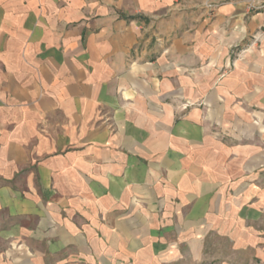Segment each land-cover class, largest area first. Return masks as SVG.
<instances>
[{"label": "crops", "instance_id": "obj_1", "mask_svg": "<svg viewBox=\"0 0 264 264\" xmlns=\"http://www.w3.org/2000/svg\"><path fill=\"white\" fill-rule=\"evenodd\" d=\"M215 3L0 0V245L36 217L65 247L66 212L98 197L209 213L211 168L263 163L264 7ZM207 119L248 143L225 158Z\"/></svg>", "mask_w": 264, "mask_h": 264}, {"label": "rangeland", "instance_id": "obj_2", "mask_svg": "<svg viewBox=\"0 0 264 264\" xmlns=\"http://www.w3.org/2000/svg\"><path fill=\"white\" fill-rule=\"evenodd\" d=\"M207 121L210 143L224 144L225 158H233L236 144L248 143L236 139L233 119L225 132H218V121ZM259 139L254 143L264 147ZM213 145L210 156L217 153ZM257 155L263 163L252 173L232 162L211 168L209 213L200 198L182 204L177 197H147L127 207L98 197L66 212L65 247L58 245L62 231L53 223L40 231L36 217L1 231L0 264H264V149ZM43 201L50 208L59 202Z\"/></svg>", "mask_w": 264, "mask_h": 264}, {"label": "built area", "instance_id": "obj_3", "mask_svg": "<svg viewBox=\"0 0 264 264\" xmlns=\"http://www.w3.org/2000/svg\"><path fill=\"white\" fill-rule=\"evenodd\" d=\"M202 1H203V6L206 9H214L218 7L217 3H215V0H202ZM249 1H250L249 7L253 10H259L264 7L263 4L262 5L254 4L253 0H249Z\"/></svg>", "mask_w": 264, "mask_h": 264}]
</instances>
